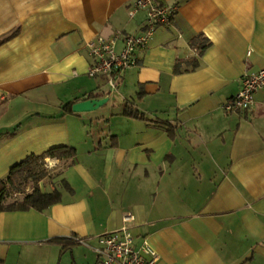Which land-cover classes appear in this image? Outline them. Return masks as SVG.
Returning a JSON list of instances; mask_svg holds the SVG:
<instances>
[{"label":"crops","instance_id":"obj_1","mask_svg":"<svg viewBox=\"0 0 264 264\" xmlns=\"http://www.w3.org/2000/svg\"><path fill=\"white\" fill-rule=\"evenodd\" d=\"M134 1L0 0V38L16 31L0 45V181L31 154L77 150L46 159L63 170L39 186L58 188L60 203L0 212V264H101L97 237L127 212L157 264H264V89L251 110H224L243 76L264 68V0H161L179 5L172 25L156 29L111 93L88 75L86 44L140 34L146 12L131 17ZM200 34L211 41L201 56L191 47ZM90 94L108 100L64 111Z\"/></svg>","mask_w":264,"mask_h":264},{"label":"built area","instance_id":"obj_2","mask_svg":"<svg viewBox=\"0 0 264 264\" xmlns=\"http://www.w3.org/2000/svg\"><path fill=\"white\" fill-rule=\"evenodd\" d=\"M177 3L166 4L161 0H135L129 14L135 16L146 12L142 32L128 34L116 30L111 36L99 35L87 42L86 49L92 63L88 71L90 77H101L105 85L114 92L124 73L139 64V53L147 49L149 42L160 26L169 27L177 13ZM264 89V68L246 73L239 92L224 104L226 112L248 111L255 105L257 92ZM135 216L127 212L120 228L98 235V244L93 247L101 264H157L160 255L148 239L136 243L133 233ZM78 244H87L83 237L74 236Z\"/></svg>","mask_w":264,"mask_h":264},{"label":"trees","instance_id":"obj_3","mask_svg":"<svg viewBox=\"0 0 264 264\" xmlns=\"http://www.w3.org/2000/svg\"><path fill=\"white\" fill-rule=\"evenodd\" d=\"M16 35V31L7 37L0 38V45L8 39ZM211 45V41L203 34H200L191 40V47L196 49L201 56L205 50ZM193 69L199 66V59L195 58L189 63ZM182 72V61L177 60L175 65V73ZM142 97V92H139ZM95 94H90L88 98H96ZM76 102H70L64 105L63 109L67 112H75L73 105ZM125 115L135 118H144V116L132 105H126L124 110ZM162 127L166 128L172 138L175 137V129L168 122H163ZM77 156V150L71 146H55L41 154H31L23 161L15 165L9 172L7 179L0 181V212L2 211H27L35 209L45 211L54 204L62 201V192L56 188L51 192H44L39 186V182L44 179L48 171L43 168L47 158H57L60 160H73ZM30 186V191L25 188ZM7 191L14 193H23L22 199H15L11 202H6Z\"/></svg>","mask_w":264,"mask_h":264},{"label":"rangeland","instance_id":"obj_4","mask_svg":"<svg viewBox=\"0 0 264 264\" xmlns=\"http://www.w3.org/2000/svg\"><path fill=\"white\" fill-rule=\"evenodd\" d=\"M115 92V91H114ZM114 96H112L111 100H113ZM43 168H45L48 171L47 176L44 179H47L48 181H54L57 178H59L63 168L62 166H55L53 163H49L45 161L43 164ZM30 184L25 188L26 191H30ZM24 197L23 193H14V192H8L7 191V199L6 202H11L15 199H22Z\"/></svg>","mask_w":264,"mask_h":264},{"label":"water","instance_id":"obj_5","mask_svg":"<svg viewBox=\"0 0 264 264\" xmlns=\"http://www.w3.org/2000/svg\"><path fill=\"white\" fill-rule=\"evenodd\" d=\"M108 98H91L86 99L80 102H77L73 105V110L75 112H86L92 111L103 105L107 102Z\"/></svg>","mask_w":264,"mask_h":264}]
</instances>
